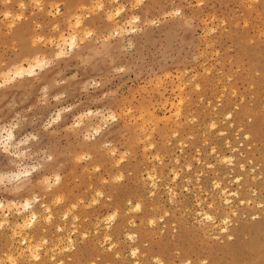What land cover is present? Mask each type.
I'll use <instances>...</instances> for the list:
<instances>
[{"label":"rangeland","instance_id":"1","mask_svg":"<svg viewBox=\"0 0 264 264\" xmlns=\"http://www.w3.org/2000/svg\"><path fill=\"white\" fill-rule=\"evenodd\" d=\"M99 1L0 0V199L51 208L20 237L48 241L62 264H135L133 249L140 264H264V0ZM75 32L59 54L60 34ZM31 53L46 66L5 81ZM11 129L22 145L7 153ZM231 148L235 166L217 163L212 150ZM225 187L245 200L234 215ZM200 208L229 216L228 234L198 224ZM6 231L0 264L25 247ZM67 231L75 250L58 249Z\"/></svg>","mask_w":264,"mask_h":264},{"label":"bare ground","instance_id":"2","mask_svg":"<svg viewBox=\"0 0 264 264\" xmlns=\"http://www.w3.org/2000/svg\"><path fill=\"white\" fill-rule=\"evenodd\" d=\"M38 1V0H36ZM97 1V0H96ZM115 1V0H114ZM117 1V0H116ZM113 2V0H112ZM118 2V1H117ZM138 2V1H137ZM136 2V3H137ZM23 3V2H22ZM21 3V4H22ZM44 3V2H43ZM24 4V3H23ZM99 4V7H97ZM42 5V4H41ZM104 6L103 5V0H100L99 3L97 2V5H95L94 7H97L98 10H104ZM40 7V6H39ZM42 8V7H41ZM96 8V9H97ZM26 9V8H25ZM47 10V9H46ZM117 10V12L119 11V8L115 9ZM93 11H96V10H93ZM108 11V10H107ZM114 12V11H113ZM176 12V11H175ZM58 13V11H57ZM107 13V12H106ZM116 13V12H115ZM120 12H118L119 14ZM6 14V13H5ZM54 14V13H53ZM109 14H111V11L109 12ZM177 14V13H176ZM23 15V14H21ZM108 15V14H107ZM10 16V15H9ZM20 16V15H19ZM77 16V15H76ZM135 16V15H133ZM18 18V17H17ZM71 18V17H70ZM16 20V18H14ZM76 19V18H75ZM113 19V18H112ZM71 20V19H69ZM135 22H139L140 21V18L139 17H135L134 18ZM15 22V21H13ZM76 24H77V27L79 28H82L83 30L85 29V22H84V18L80 16L77 17L76 19ZM14 24V23H13ZM16 24V23H15ZM131 24V23H130ZM73 26V25H72ZM120 28V27H119ZM117 28V29H119ZM132 28V27H131ZM115 30L116 32H118L119 30ZM73 30V29H72ZM75 30V28H74ZM73 30V31H74ZM133 30V29H132ZM114 31V32H115ZM121 31V30H120ZM111 32H109L110 34ZM113 33V32H112ZM120 33V32H119ZM16 34V32H15ZM69 35V36H68ZM68 35H65L64 33L60 34V38H58V40L56 41V45H57V50L59 52V54L61 55H65L67 53V47H70L71 49L75 48V46L77 45V41H79L77 38L78 35L77 33H69ZM87 35H90V32L87 34ZM112 35V34H110ZM116 35V34H115ZM118 35V34H117ZM81 37V36H80ZM34 53V52H33ZM22 58V56H21ZM20 59V57H19ZM36 60V61H35ZM35 61V62H34ZM15 62V61H14ZM18 62V61H17ZM46 61H41L39 58H37V56L35 54H29V55H26L25 56V59L23 58V60L19 61L18 64H15V66L11 69H7L5 71L2 72L3 74V78L5 79V81H10V80H14L16 78H24L27 74H33L35 73L37 70H41L43 67L46 66ZM10 65V64H9ZM1 74V75H2ZM0 86H1V82H0ZM174 106V105H173ZM101 114V112H100ZM99 114V115H100ZM181 114V113H180ZM230 113L227 114V116L229 115ZM97 115V114H96ZM98 115V116H99ZM104 116V115H102ZM110 118L107 119L105 116L106 119H101L103 121V125H107L108 121L109 120H114L115 119V116H112V115H109ZM230 116V115H229ZM169 118V117H168ZM100 119H98L99 121ZM213 120V119H212ZM102 121H100L102 123ZM211 124V123H210ZM105 125V126H106ZM217 125V123H212L211 126L212 128H215V126ZM89 126V125H88ZM94 126V125H93ZM210 126V127H211ZM99 129V128H98ZM96 131H94L97 135L100 133L99 130L95 129ZM7 135L4 136V141L2 143L3 145V148L5 150V152L7 153H12V149L15 147V146H21L22 145V141H20L19 143H15L16 142V136H15V132L11 129V130H7ZM219 133H221L222 135L223 134H226L224 131H219ZM247 134V133H246ZM249 135V134H248ZM247 135V136H248ZM224 136V135H223ZM227 137V136H226ZM245 137V136H244ZM246 139V138H245ZM228 140V139H227ZM112 143V142H111ZM227 143L229 144V142L227 141ZM17 144V145H16ZM230 146V145H229ZM230 149V148H229ZM114 151V149H112ZM215 152V157H216V160H217V163H220L227 166H233L234 163H235V151L234 148H231V154L229 155H221L219 152L215 151V149L212 150V152ZM110 152V151H109ZM112 152V151H111ZM211 152V151H210ZM213 152V153H214ZM110 154V153H109ZM19 155V153H18ZM242 155V154H241ZM122 159L120 160H123V157H121ZM201 159V158H200ZM200 161V160H199ZM177 162V161H176ZM206 164V163H205ZM210 163L207 162V165H209ZM217 165V164H216ZM191 166V165H190ZM221 166V165H220ZM235 166V165H234ZM211 167V166H210ZM225 167V166H224ZM213 168V167H212ZM226 168V169H227ZM36 169V168H35ZM198 173V172H197ZM23 174V173H22ZM20 174V175H22ZM147 174V173H146ZM174 179H177L178 178V174L174 173ZM198 175V174H197ZM18 176V175H17ZM21 177V176H20ZM120 177V176H119ZM257 177V176H256ZM255 177V178H256ZM149 178L152 180L151 184L153 186V191H158V184L157 182L155 181L154 179V175L153 173L149 175ZM148 179V178H147ZM58 180V183L57 184H60V177L57 179ZM151 180H148V181H151ZM234 181H236L237 183L239 184H242V179L240 177H234L233 179ZM217 188H220L219 185V181L215 182ZM187 184V183H186ZM56 185V184H55ZM184 188V187H183ZM190 191V190H189ZM220 193H221V196H222V202L224 203V205H226V207L228 208V210H230V212L234 215L237 211V207L236 206V202L238 203H241L245 200L241 199L240 197V194L238 192V190H227V188H221L219 189ZM151 193V192H150ZM158 193V192H157ZM160 193V192H159ZM156 194V193H155ZM177 189L172 187L171 185H168L167 187V196L169 197V199L171 201H175L176 198H177ZM220 195V194H219ZM218 195V196H219ZM200 197V195H199ZM220 198V197H219ZM41 200V199H40ZM39 201V198L36 196L34 200L30 199V198H27L25 200H21V199H14L12 201H8V202H4L3 200L0 199V210L3 212L1 213L0 212V229L3 228L7 231H9L8 233L10 235H12V237L9 235L10 238H16L18 235L20 237V233L22 232V230L24 231V229H28L35 226L36 224L40 223L42 219H45L43 218L45 213L47 214L50 209L49 208H44V210H40L41 209V205L37 206L36 202ZM175 203V202H174ZM173 203V204H174ZM39 204V203H38ZM198 204H203V198H198ZM141 206V205H140ZM213 209V208H212ZM7 210V211H6ZM140 210H141V207H140ZM43 213V215H41V213ZM51 212V211H50ZM18 214L17 216L15 215L14 219H10V215L11 214ZM70 214V213H69ZM68 214V215H69ZM195 217H196V220L198 221V224H207V227L210 228L211 231H213L214 233H219L221 234L222 236L225 235V234H228L229 230H230V223H231V219L228 217L226 218H222V219H219L218 217H216L212 212H210L209 210H206L204 208H200V209H197L196 212H195ZM53 215V214H52ZM67 215V216H68ZM13 216V215H12ZM65 217V216H64ZM69 217V216H68ZM111 217V216H110ZM117 217V216H116ZM209 217H211V219H209ZM231 217V216H230ZM66 219V218H65ZM68 219V218H67ZM46 220L50 221L51 220V215L50 214H47L46 216ZM45 220V222H46ZM111 220V219H110ZM112 221V220H111ZM110 221V222H111ZM115 222V221H114ZM113 222V223H114ZM73 223V222H72ZM113 223H111L113 225ZM154 224V221L152 222ZM151 223V224H152ZM45 224V223H44ZM51 224V223H49ZM110 224V223H109ZM37 226V225H36ZM35 226V227H36ZM31 229H35V228H31ZM61 229V228H60ZM74 230V229H73ZM6 231V232H7ZM26 231V230H25ZM30 231V230H29ZM64 231V229H63ZM75 232V230H74ZM106 232V231H105ZM99 233V232H98ZM64 234V232L62 233ZM130 234V233H129ZM134 235V233H132ZM230 234V233H229ZM29 235V234H28ZM74 235V234H73ZM81 235V234H80ZM108 235V234H107ZM131 235V234H130ZM214 235V234H213ZM104 236V235H103ZM127 236V235H126ZM135 236V235H134ZM230 236V235H229ZM45 237V236H44ZM232 237V236H230ZM22 238V237H20ZM18 238L19 241V245H25V247L23 248V251L22 253L20 254L19 251L17 252V248L15 250V255H10L8 254L10 257L8 258V262L9 264H20L19 263V258L16 257V254H18L20 256V258H25L27 257L28 259H32L33 261H35V264H37L36 261L39 260V258L43 255H42V250L45 249L47 254H50V252H52V254L49 255L50 259L53 261V264H60L61 262L58 261V259L56 258V254L54 255V253L57 251L55 248V246L50 249H47V247H45V243H47L48 241L46 240H42L39 242H36V240L29 236H26L22 239ZM43 238V237H41ZM82 238V237H81ZM85 238V237H84ZM103 238V237H102ZM110 238V237H109ZM37 239V238H36ZM46 239V238H45ZM63 239V238H62ZM135 239V237H133V240ZM64 240L66 241L64 244V241H63V245L64 246H61L59 247L58 249H63L64 250H67V251H72L73 249L75 250L76 248V242H74L73 238H72V235H71V231H67L65 232L64 234ZM104 240V239H103ZM131 241H133L131 238H130ZM12 241V240H11ZM106 241V240H105ZM111 241V240H110ZM130 241V242H131ZM15 242V241H14ZM41 242L43 244H41ZM104 242V241H103ZM102 242V244H103ZM107 243V242H106ZM101 244V243H100ZM134 245V244H133ZM136 246V245H134ZM109 248V247H108ZM20 249V248H19ZM22 249V248H21ZM112 249V248H111ZM140 249V248H139ZM51 250V251H49ZM111 251V250H110ZM132 251V256L135 260H133L135 262V264H140L139 262V257H138V251L140 250H137V249H133L131 250ZM60 254V253H59ZM3 255V254H2ZM6 256V254H4ZM7 255V256H8ZM17 255V256H18ZM61 255V254H60ZM131 256V257H132ZM7 258V257H6ZM59 258V256H58ZM61 258V257H60ZM59 258V259H60ZM42 259V258H41ZM62 259V258H61ZM2 259L1 258V263H2ZM39 262V261H38ZM63 262V261H62ZM133 262V263H134ZM162 262V261H161ZM3 263L6 264V261H4ZM160 263V262H159ZM62 264V263H61Z\"/></svg>","mask_w":264,"mask_h":264},{"label":"snow or ice","instance_id":"3","mask_svg":"<svg viewBox=\"0 0 264 264\" xmlns=\"http://www.w3.org/2000/svg\"><path fill=\"white\" fill-rule=\"evenodd\" d=\"M209 219H211V217H209Z\"/></svg>","mask_w":264,"mask_h":264}]
</instances>
